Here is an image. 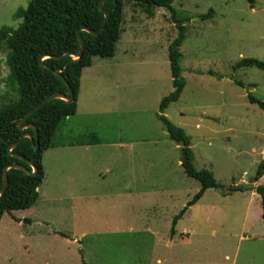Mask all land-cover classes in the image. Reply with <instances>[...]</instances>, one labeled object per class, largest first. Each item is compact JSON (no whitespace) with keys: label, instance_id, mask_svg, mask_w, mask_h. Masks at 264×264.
Returning a JSON list of instances; mask_svg holds the SVG:
<instances>
[{"label":"rangeland","instance_id":"rangeland-1","mask_svg":"<svg viewBox=\"0 0 264 264\" xmlns=\"http://www.w3.org/2000/svg\"><path fill=\"white\" fill-rule=\"evenodd\" d=\"M30 2L0 0V29L17 28L16 13ZM173 7L188 19L186 85L166 115L190 137L196 167L212 171L225 189H209L193 205L180 224L189 237L167 249L178 258L159 263L175 216L202 185L186 173L181 145L159 117L174 91L169 53L179 30L172 13L126 3L116 55L94 57L84 69L78 112L45 152L47 201L33 213L17 212L22 224L6 216L0 226V264H264L261 202L249 204L250 192L226 194L249 184L264 159V109L249 99L264 100V71L234 69L243 58L264 61V0L255 7L248 0H174ZM7 53L0 47V106L19 98ZM68 143L93 146L63 147ZM68 171L77 172L74 187ZM72 193L97 198L73 206ZM129 212L135 224L119 220Z\"/></svg>","mask_w":264,"mask_h":264},{"label":"trees","instance_id":"trees-1","mask_svg":"<svg viewBox=\"0 0 264 264\" xmlns=\"http://www.w3.org/2000/svg\"><path fill=\"white\" fill-rule=\"evenodd\" d=\"M255 7L256 0H248ZM101 0H31L28 8H21L16 13L22 22L17 28L5 25L0 29V47L8 50L7 64L10 69L9 80L15 85L19 98L0 106V194L4 187V173L8 165L19 163L33 170L23 158L34 162L37 167L35 174L25 170L11 168L8 170L9 185L0 199V224L6 216L18 220L16 213H31L40 199V187L45 180L44 155L53 147L55 136L61 123L76 115L78 97L82 85L84 69L93 65L94 57L112 58L116 55L118 43L125 32V6L134 3L138 6L163 7L172 13L179 35L170 46V62L173 76L174 91L164 97L160 105V119L172 140L181 145V162L186 173L200 181L202 188L185 208L175 216L172 233H176V225L189 208L197 204L204 194L213 188L225 189L214 173L208 169H198L195 165V153L191 139L185 130L174 124L166 115L169 106L180 99L186 82L183 78V54L181 47L187 36L186 18H179L173 7L174 0H106L104 9L110 12V19L105 22V13L100 8ZM214 13L211 10L210 15ZM88 26L98 32L94 35L83 31L86 43L85 51L80 59L73 55L79 53L80 41L78 30ZM52 69L63 70V75L75 92L76 99L70 103L57 98L49 101L31 114L22 126L35 123L39 129V137L33 128L22 129L19 123L25 115L39 104L45 97L54 92L70 93L66 83L52 69L44 68L40 59ZM243 67H256L264 71V61L257 58H243L234 66L235 70ZM244 85L242 82H238ZM251 102L264 109V100L249 94ZM26 132H31L33 139L23 138L12 150L10 146L20 140ZM36 144H39L36 147ZM264 176V159L259 163L252 182ZM255 190L261 197L264 218V185L254 187L252 184H235L229 187L226 194ZM30 222L31 219H25ZM83 264L86 261L83 260Z\"/></svg>","mask_w":264,"mask_h":264},{"label":"crops","instance_id":"crops-1","mask_svg":"<svg viewBox=\"0 0 264 264\" xmlns=\"http://www.w3.org/2000/svg\"><path fill=\"white\" fill-rule=\"evenodd\" d=\"M82 86H83V80H82L81 89H82ZM80 92H81V90H80ZM63 145H64L63 147H65V148L92 147L93 146L91 144H87L86 145V144H78V143H76V144L68 143V144H63ZM53 148H55V147H53ZM44 167H45V173H46L45 155H44ZM77 177H78L77 172H75V171H68L67 174L65 175L66 183H68V186L74 187L75 186V180H76ZM45 180H46V175H45ZM45 180H44L43 184L41 185V187L39 189L40 190V199L38 200V202H41L43 200H45V202L47 201L46 200L47 199V193L44 191V183H45ZM263 181H264V176L259 181L255 182L254 184H252L251 181H250L249 184H252L254 187H257ZM133 183H135V181ZM243 183L246 184L245 182H243ZM134 190H136V189H134ZM134 190H133L132 193L135 196V191ZM247 192H250V194H251L250 195V202H249V204L251 202H254V200H256V202H258V203L261 202V197H260V195L255 190H253V191H247ZM96 196L97 195H95V196L94 195L93 196H79V195H76V194H73L72 193V195L70 196V202H72V205H73L74 202H76V201L78 202L79 201V205H83L84 203H86L87 200H94V199L96 200V198H97ZM75 205H76V203H75ZM75 205H73V206H75ZM261 206H262V204H261ZM193 207L194 206H191L189 208V210L187 211V213ZM33 212H35V206H34L33 211L31 213H33ZM261 212H262V215H263V208L261 209ZM152 216H154L155 218H157L160 215L158 213H156L155 215H152ZM16 217L18 218V220H15V219H13L11 217L10 218H11L12 221H14L16 223L22 224L23 217H18L17 215H16ZM184 217L178 221V223L176 225V233L173 234L171 232V234L166 235V237L164 239V241H165L164 242V246H165L166 249L158 252V255H159L158 256V262L159 263H163L165 260L167 262H169L171 258H172V260L178 258L177 254L175 252L169 251L167 249H169L171 245L181 243L183 240H185V237L183 235H186V236L189 237V235H190V228H187V227L182 228V227H180V224L183 222ZM25 219H30V218L29 217H26ZM119 220H122L123 223H128V224H133L134 223L135 224L136 223L135 213H132L131 214L129 212L127 215H123L122 219H119ZM2 222H1L0 226L2 225ZM156 233H158L157 230H155V233L154 234L156 235ZM85 234L86 233L84 232V233H82V234H80L78 236L81 237V236H84ZM156 242H157V236H156ZM157 247H158V245H157Z\"/></svg>","mask_w":264,"mask_h":264},{"label":"water","instance_id":"water-1","mask_svg":"<svg viewBox=\"0 0 264 264\" xmlns=\"http://www.w3.org/2000/svg\"><path fill=\"white\" fill-rule=\"evenodd\" d=\"M106 2V0H101L100 2V8L101 10L105 13V22H104V25L101 29V32L104 31L105 29V25L107 24V22L109 21L110 19V12L106 9H104V3ZM83 31H88L90 33H93L94 35H98L99 33L96 32L95 30L91 29L90 27L88 26H82L79 30H78V39L80 41V44H81V47H80V51L79 53H73V54H70V53H67L65 54V56L67 55H73L75 58L74 59H80L82 56H83V53L85 51V47H86V43L84 41V38L82 36V32ZM44 57L40 59V63L41 65L44 67V68H49V69H52L49 65L45 64L44 63ZM52 71L57 75L59 76L65 83L66 85L69 87V90H70V93L69 94H66V93H63V92H54L50 95H48L47 97H45L43 99V101H41L39 104H37L33 109H31L24 117V119L19 123L20 127L22 129H26V128H33L35 131H36V134H37V137H39V129H38V126L35 124V123H29V124H26L24 126H22V123L31 115L33 114L35 111H37L38 109H40L42 106H44L46 103H48L49 101L51 100H54V99H57V98H61V99H64L70 103L74 102L75 99H76V96H75V92L73 91V89L71 88V85L70 83L67 81V79L65 78V76L63 75V70L61 69H58V70H54L52 69ZM25 137H29L31 139H33V136L31 134V132H26L22 135V137L20 138V140L14 144H12L9 148V150L12 152L13 148ZM39 144H36V147H38ZM17 155L18 157H21L23 159H25L32 167H33V170L31 171L30 169H28L27 167H25L24 165L22 164H19V163H12L10 165H8L5 169V173H4V187L2 189V193L0 194V199L4 196L5 192H6V189L9 185V176H8V170L11 169V168H18V169H22V170H25L27 173L29 174H35L37 172V167L35 166L34 162L30 161L29 159H26L25 157L21 156L20 154H15ZM252 182V180H251Z\"/></svg>","mask_w":264,"mask_h":264}]
</instances>
